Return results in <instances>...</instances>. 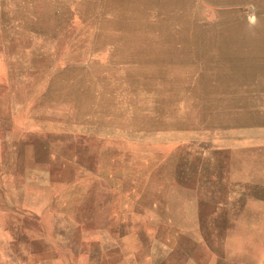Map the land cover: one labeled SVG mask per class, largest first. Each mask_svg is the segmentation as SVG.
Instances as JSON below:
<instances>
[{
    "label": "rangeland",
    "instance_id": "374dc122",
    "mask_svg": "<svg viewBox=\"0 0 264 264\" xmlns=\"http://www.w3.org/2000/svg\"><path fill=\"white\" fill-rule=\"evenodd\" d=\"M261 155L264 0H0V264H183Z\"/></svg>",
    "mask_w": 264,
    "mask_h": 264
},
{
    "label": "crops",
    "instance_id": "0c3cea01",
    "mask_svg": "<svg viewBox=\"0 0 264 264\" xmlns=\"http://www.w3.org/2000/svg\"><path fill=\"white\" fill-rule=\"evenodd\" d=\"M245 168V188L235 189L226 203L213 202L197 228L189 224L185 229L198 245L183 264H264V166Z\"/></svg>",
    "mask_w": 264,
    "mask_h": 264
}]
</instances>
